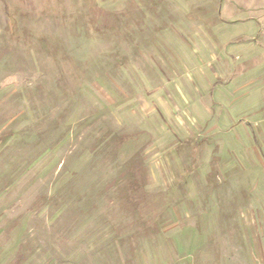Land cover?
<instances>
[{"label": "rangeland", "instance_id": "374dc122", "mask_svg": "<svg viewBox=\"0 0 264 264\" xmlns=\"http://www.w3.org/2000/svg\"><path fill=\"white\" fill-rule=\"evenodd\" d=\"M0 264H264V0H0Z\"/></svg>", "mask_w": 264, "mask_h": 264}]
</instances>
